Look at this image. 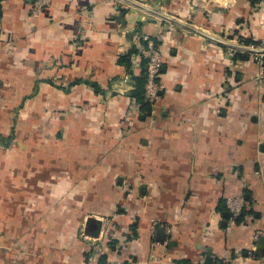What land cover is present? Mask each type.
<instances>
[{
    "label": "crops",
    "instance_id": "0c3cea01",
    "mask_svg": "<svg viewBox=\"0 0 264 264\" xmlns=\"http://www.w3.org/2000/svg\"><path fill=\"white\" fill-rule=\"evenodd\" d=\"M30 8L0 0V264H264L261 64L232 47L264 45V0ZM144 36L163 66L148 112Z\"/></svg>",
    "mask_w": 264,
    "mask_h": 264
},
{
    "label": "built area",
    "instance_id": "2783aa9c",
    "mask_svg": "<svg viewBox=\"0 0 264 264\" xmlns=\"http://www.w3.org/2000/svg\"><path fill=\"white\" fill-rule=\"evenodd\" d=\"M51 0H31L30 13L33 17H37L42 10L50 4ZM146 40V45L139 46V54L142 58L146 59V82H145V97L148 102L153 104V102L159 97V85L156 78L160 72L162 66V57L160 49L149 42L147 36L143 37ZM256 48H264L263 44L257 46H251ZM255 59L260 60V69L256 75V79L261 83L264 96V54L253 53ZM224 204L229 212L228 222L233 223L241 215L244 209V199L241 195H226L224 199ZM108 264H125L121 261H113ZM186 264H205L203 260L191 261Z\"/></svg>",
    "mask_w": 264,
    "mask_h": 264
},
{
    "label": "trees",
    "instance_id": "16d2710c",
    "mask_svg": "<svg viewBox=\"0 0 264 264\" xmlns=\"http://www.w3.org/2000/svg\"><path fill=\"white\" fill-rule=\"evenodd\" d=\"M243 43L245 45H250V46H257L261 44L259 41L251 40V39L250 40L245 39L243 40ZM146 44L147 42L145 40H140V45H146ZM134 52H136V48L133 46V48L128 53L119 55L117 58V62L122 64L125 67V69L128 70L130 66V55ZM141 61L143 62V64L141 66L140 74L137 76H133L134 86L130 94L140 104V107L143 108L145 112H148L149 109L151 110V103L148 102V100H146V97H145V82H146V72H147L146 59L141 57ZM87 83H89L93 88H95L96 92H99V90H101L96 82L87 81ZM228 215H229L228 209L226 208V213L224 214L226 219ZM103 263L104 262L102 261V259H100V261L98 262V264H103Z\"/></svg>",
    "mask_w": 264,
    "mask_h": 264
},
{
    "label": "water",
    "instance_id": "95a60500",
    "mask_svg": "<svg viewBox=\"0 0 264 264\" xmlns=\"http://www.w3.org/2000/svg\"><path fill=\"white\" fill-rule=\"evenodd\" d=\"M232 47L239 49V50L246 51V52H250V53H255V54L262 53V54H264V48H256V47H251V46H236V45H233ZM162 67H161V69H162ZM204 263L205 264H212V260L207 258ZM216 264H220V262H217Z\"/></svg>",
    "mask_w": 264,
    "mask_h": 264
},
{
    "label": "rangeland",
    "instance_id": "374dc122",
    "mask_svg": "<svg viewBox=\"0 0 264 264\" xmlns=\"http://www.w3.org/2000/svg\"><path fill=\"white\" fill-rule=\"evenodd\" d=\"M11 139H12V138H11V136H10V137L8 138V141L11 140ZM81 235L83 236V238H87L86 235H85L84 233H81ZM93 247H96V244L93 245Z\"/></svg>",
    "mask_w": 264,
    "mask_h": 264
}]
</instances>
